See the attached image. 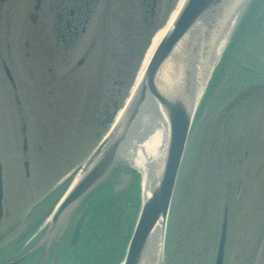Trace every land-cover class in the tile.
Returning a JSON list of instances; mask_svg holds the SVG:
<instances>
[{
	"label": "rangeland",
	"instance_id": "1",
	"mask_svg": "<svg viewBox=\"0 0 264 264\" xmlns=\"http://www.w3.org/2000/svg\"><path fill=\"white\" fill-rule=\"evenodd\" d=\"M19 4L22 10L26 2L17 0V8ZM258 8L255 22L248 32L245 30L242 37L235 41L232 36L229 39L202 93L176 182L162 264H214L226 209L228 235L225 264H247L250 261L247 245H251L254 264H264V236L257 244V238L264 229V4ZM170 11L159 23L158 29L166 24ZM112 65H115L114 61ZM139 69L140 66L136 68L137 75ZM131 77L124 85V101L131 91L128 88ZM248 89L251 92L238 98L240 92ZM113 91L103 89L101 102L110 104ZM82 104L78 99L68 118L60 114L57 117L60 122L68 124L69 134L67 138L61 134L63 145L54 150L55 155L49 154L47 161L46 155L40 158L52 172L46 186L54 177L57 186V182H62L69 174L88 164L110 129L109 123L102 128L101 137L92 134V138L87 139L86 150L76 153L79 140L75 137L86 138L87 128L89 135L99 128L93 125L94 119H90L88 124V117H81ZM119 104H123L122 98ZM27 105L28 111L39 110L28 101ZM7 154L8 151L3 153ZM6 164L9 167L14 164L10 154L6 156ZM124 186V180L117 178L115 187L122 189ZM67 187H60L61 195ZM49 191L33 193V198L43 200ZM134 194L130 196V204L122 200L110 205L101 204L87 218L78 249L84 263L119 264L123 260L140 211L142 184L139 180ZM28 226L27 222L24 227ZM253 236L257 237L256 241ZM63 253L64 259H69L62 264L71 261L79 264L75 262L78 255L67 251ZM17 254L0 250V264L8 263Z\"/></svg>",
	"mask_w": 264,
	"mask_h": 264
},
{
	"label": "flooded vegetation",
	"instance_id": "2",
	"mask_svg": "<svg viewBox=\"0 0 264 264\" xmlns=\"http://www.w3.org/2000/svg\"><path fill=\"white\" fill-rule=\"evenodd\" d=\"M16 1L0 0V250L20 247L27 237L24 226L38 207L32 189L40 186L31 165L55 150L58 115L69 116L79 99L81 115L94 119L101 135L159 23L178 2L24 0L20 10ZM103 89L115 90L110 104L101 102ZM27 101L39 110L28 111Z\"/></svg>",
	"mask_w": 264,
	"mask_h": 264
},
{
	"label": "water",
	"instance_id": "3",
	"mask_svg": "<svg viewBox=\"0 0 264 264\" xmlns=\"http://www.w3.org/2000/svg\"><path fill=\"white\" fill-rule=\"evenodd\" d=\"M238 1H185L153 54L142 81L111 138L58 206L42 244L59 239L81 202L105 183L117 166L132 164L131 156L136 153L139 132L151 121L150 115L157 104L168 123L167 146L158 168L149 178V195L144 196L124 264H159L161 257L157 259L155 229L159 223L162 224L160 234L163 243L171 200L198 101L194 81L197 61L209 49L213 37H216ZM168 65L170 70L165 73ZM225 237L226 222L222 229L216 264H223ZM31 253L32 251L7 264H20Z\"/></svg>",
	"mask_w": 264,
	"mask_h": 264
},
{
	"label": "bare ground",
	"instance_id": "4",
	"mask_svg": "<svg viewBox=\"0 0 264 264\" xmlns=\"http://www.w3.org/2000/svg\"><path fill=\"white\" fill-rule=\"evenodd\" d=\"M245 2L246 0H239L235 4L233 9L227 16L224 25L221 27L216 37H213L209 49L206 51L204 56L201 59L199 58L197 61V74L196 78L194 79L197 99L201 97L210 74L214 66L220 59L221 54L223 53V50L228 42L229 30L233 27V25L236 24V16L238 15V12L241 11L242 6L245 4ZM176 13L177 12H175V14L173 13L169 18L167 27L160 30L153 38L152 44L146 54L143 66L147 63L155 47L167 31V29L171 26L174 18L176 17ZM168 70H170L169 65L165 67V73ZM163 80L166 81L164 77ZM167 83H170V81H167ZM163 87L167 89L166 85H164ZM154 106V112L152 115H150L151 121L147 122L146 127L139 132L140 139L138 140V142H136V153L135 155L130 154L132 155L131 160L133 168L139 174L142 181L144 196L149 195V178L156 171L160 161L164 157L168 140V123L166 116L160 106H158L157 104H155ZM155 230L156 240L158 244V259L161 253L162 245V235L160 234V232L162 231V224L159 223Z\"/></svg>",
	"mask_w": 264,
	"mask_h": 264
},
{
	"label": "trees",
	"instance_id": "5",
	"mask_svg": "<svg viewBox=\"0 0 264 264\" xmlns=\"http://www.w3.org/2000/svg\"><path fill=\"white\" fill-rule=\"evenodd\" d=\"M246 28V24L243 25L241 30H239L240 33L239 36L242 37L244 29ZM124 197L120 194L113 193L112 189H106L103 192H101L98 196L94 198V200L89 205V209L87 212V218L91 216L94 212V210L101 204L110 205L111 203H114L116 200H122L123 202ZM80 227V226H79ZM78 227V229H79ZM78 261H81V259H78ZM83 264H86L83 262Z\"/></svg>",
	"mask_w": 264,
	"mask_h": 264
}]
</instances>
